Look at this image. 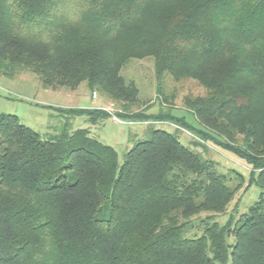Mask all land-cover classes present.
<instances>
[{
	"label": "trees",
	"instance_id": "trees-1",
	"mask_svg": "<svg viewBox=\"0 0 264 264\" xmlns=\"http://www.w3.org/2000/svg\"><path fill=\"white\" fill-rule=\"evenodd\" d=\"M131 55L153 57L156 114L119 73ZM22 72L176 130L147 129L119 163L88 129L69 131V116L96 124L104 109L58 108L47 139L0 113V264H264V0H0V74ZM191 81L204 91L182 96L189 122L172 110ZM207 144L250 165L261 192L246 211L228 212L244 180Z\"/></svg>",
	"mask_w": 264,
	"mask_h": 264
},
{
	"label": "rangeland",
	"instance_id": "rangeland-1",
	"mask_svg": "<svg viewBox=\"0 0 264 264\" xmlns=\"http://www.w3.org/2000/svg\"><path fill=\"white\" fill-rule=\"evenodd\" d=\"M119 73L125 82H133L137 88L139 107L145 114H156L160 110L156 96V77L154 61L150 55L128 56L121 65ZM183 89L174 100L176 108L173 114L185 115L191 122V115L183 111L182 96L188 92L202 94L204 89L194 81L185 83ZM58 108H100L110 114L96 124H91L87 115L69 116V131L88 129L89 135L96 140L107 144L115 149L118 161H123L124 155L132 146L133 141L146 137L147 129L161 128L168 132H174L175 126L168 122L123 121L116 118L115 113L119 109L118 104L110 101L106 96L88 90L84 83L78 85L75 90L68 88L50 89L41 86L38 76L32 72H22L20 75L9 78L0 74V113L14 114L18 120L36 131L43 139L58 134L66 120V115L59 112ZM134 108V110L136 109ZM163 112L167 111L165 106ZM193 133L187 130L177 129L179 141L189 145L193 139ZM206 152L218 162V170L226 173L233 170L239 173L244 180V188L236 194L228 208L232 210L236 204V212L242 213L252 204L261 190L252 181L250 165L232 153L207 144ZM228 169V170H227ZM227 215L217 217V221L224 222ZM232 242V238L228 239Z\"/></svg>",
	"mask_w": 264,
	"mask_h": 264
}]
</instances>
